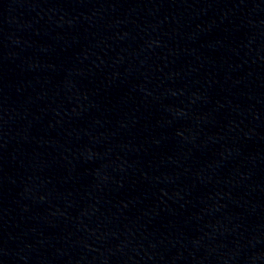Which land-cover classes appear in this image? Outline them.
Segmentation results:
<instances>
[{"label":"water","instance_id":"95a60500","mask_svg":"<svg viewBox=\"0 0 264 264\" xmlns=\"http://www.w3.org/2000/svg\"><path fill=\"white\" fill-rule=\"evenodd\" d=\"M264 38V0H0V264H92Z\"/></svg>","mask_w":264,"mask_h":264}]
</instances>
